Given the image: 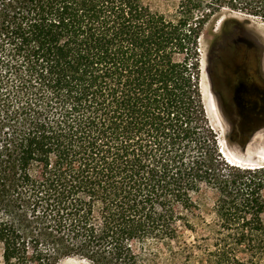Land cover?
<instances>
[{
	"label": "trees",
	"instance_id": "16d2710c",
	"mask_svg": "<svg viewBox=\"0 0 264 264\" xmlns=\"http://www.w3.org/2000/svg\"><path fill=\"white\" fill-rule=\"evenodd\" d=\"M207 1L0 0V264H264V165L224 160L202 98Z\"/></svg>",
	"mask_w": 264,
	"mask_h": 264
},
{
	"label": "flooded vegetation",
	"instance_id": "af4514ba",
	"mask_svg": "<svg viewBox=\"0 0 264 264\" xmlns=\"http://www.w3.org/2000/svg\"><path fill=\"white\" fill-rule=\"evenodd\" d=\"M209 73L229 143L264 151V47L250 25L225 22L210 49Z\"/></svg>",
	"mask_w": 264,
	"mask_h": 264
},
{
	"label": "rangeland",
	"instance_id": "374dc122",
	"mask_svg": "<svg viewBox=\"0 0 264 264\" xmlns=\"http://www.w3.org/2000/svg\"><path fill=\"white\" fill-rule=\"evenodd\" d=\"M173 0H152L154 5L159 9L166 11L170 9V3ZM237 5V6H233ZM213 11L215 15L206 25V31L198 41L196 48V63H198V74L200 79V86L202 91V98L208 117V124L214 130L218 137V144L224 160L230 165L238 167L255 168L264 165V151H248L240 149L232 145L228 141L227 128L222 116L220 104L217 100L215 92L212 88L211 77L209 73V53L210 49L217 37L221 35L222 28L226 21H238L250 25L261 39L264 47V15H252L251 8L243 6V2L235 0H224L222 2L207 1L205 4L196 10L197 15L205 11ZM264 10V9H263ZM261 13V10H258ZM264 12V11H263ZM264 14V13H263ZM263 146L262 144L260 147ZM259 147V146H258ZM260 160V161H259ZM199 214L208 222L212 223L216 219L215 207L217 204V195L213 191H204L196 198ZM212 227H198L196 233L184 231L183 238L189 243H194L198 239V244L205 245L206 239L209 240L212 236ZM209 242L207 243V245ZM150 244L146 245V250L149 249ZM153 249L158 251L153 245ZM176 244L173 247L175 253H180ZM171 252L164 251L160 259L155 264H205L200 259L195 261H185L184 258H177L176 261H171ZM2 261V246L0 245V263ZM61 264H89L85 260L78 258H71L63 261Z\"/></svg>",
	"mask_w": 264,
	"mask_h": 264
},
{
	"label": "bare ground",
	"instance_id": "6f19581e",
	"mask_svg": "<svg viewBox=\"0 0 264 264\" xmlns=\"http://www.w3.org/2000/svg\"><path fill=\"white\" fill-rule=\"evenodd\" d=\"M257 152V151H256ZM260 161V160H259Z\"/></svg>",
	"mask_w": 264,
	"mask_h": 264
}]
</instances>
